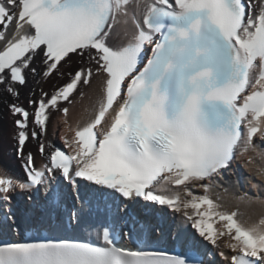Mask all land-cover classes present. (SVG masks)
<instances>
[{
	"label": "snow or ice",
	"instance_id": "6c2138e0",
	"mask_svg": "<svg viewBox=\"0 0 264 264\" xmlns=\"http://www.w3.org/2000/svg\"><path fill=\"white\" fill-rule=\"evenodd\" d=\"M0 105L23 172L0 159V264H264V198L225 187L264 182V0H0Z\"/></svg>",
	"mask_w": 264,
	"mask_h": 264
},
{
	"label": "bare ground",
	"instance_id": "6f19581e",
	"mask_svg": "<svg viewBox=\"0 0 264 264\" xmlns=\"http://www.w3.org/2000/svg\"><path fill=\"white\" fill-rule=\"evenodd\" d=\"M38 79H39L38 76L30 74L28 85H27V87L24 88V90L25 91H27V90L31 91V89L33 87L37 86V83H35V81L37 82ZM50 83H51L50 80L47 82L41 81V83L39 85L44 87V88H49ZM93 88L95 89V84H94ZM8 99H10V98H8ZM94 100H95L94 90L87 89L86 98L83 99L81 103L78 102L75 105H73L71 108V119H72V121L76 122L77 114H82L83 118H85L87 116V113L84 112V109L85 108L91 109ZM7 111L8 110H7L6 106L0 105V133L4 129V123L6 122V119H8V117H9V113H8L9 111L8 112ZM53 115H55V113ZM55 124H56V120L52 119V117H51L50 123H49V135H48L49 137L52 136ZM2 160L4 161L5 164H9L12 168H17V166L14 163L15 161H14L13 155H10V157L8 159H2ZM237 168L239 169V172H238L239 184L236 183V181H237L236 176L229 175L227 177L228 183L225 184V187H228L231 191H237V190L247 191V192H249V194H251L253 196H255L257 194V191H259V194L261 195V197L264 198V182H262L258 178L253 177L252 178L253 183H257V184L262 185L259 190L253 189L251 187V184L248 182L249 176H250L249 172L246 169H244L243 167H237ZM241 210L245 211L243 208H241ZM254 211H255L256 215L253 218H258L260 215H264V209L257 207V208H255Z\"/></svg>",
	"mask_w": 264,
	"mask_h": 264
},
{
	"label": "rangeland",
	"instance_id": "374dc122",
	"mask_svg": "<svg viewBox=\"0 0 264 264\" xmlns=\"http://www.w3.org/2000/svg\"><path fill=\"white\" fill-rule=\"evenodd\" d=\"M75 57V60H76V56ZM53 81V80H51ZM8 112V111H7ZM9 113V117L8 119H6V122L4 123V126L6 128V132L8 133L9 135V142H8V146H7V152H8V155L6 156V159H8L10 157V155H13V158H14V163L15 165L19 166L20 165V161L16 159L15 157V149H16V139H14L15 137V134H16V129L14 127V119L15 117L11 115L10 112Z\"/></svg>",
	"mask_w": 264,
	"mask_h": 264
}]
</instances>
